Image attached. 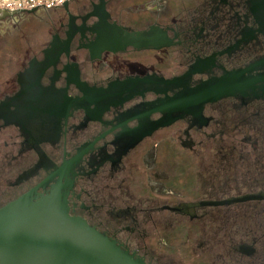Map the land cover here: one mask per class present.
Listing matches in <instances>:
<instances>
[{"label":"flooded vegetation","instance_id":"flooded-vegetation-1","mask_svg":"<svg viewBox=\"0 0 264 264\" xmlns=\"http://www.w3.org/2000/svg\"><path fill=\"white\" fill-rule=\"evenodd\" d=\"M261 2L74 0L29 34L0 15V56L28 39L0 63V208L111 264H264Z\"/></svg>","mask_w":264,"mask_h":264},{"label":"water","instance_id":"water-1","mask_svg":"<svg viewBox=\"0 0 264 264\" xmlns=\"http://www.w3.org/2000/svg\"><path fill=\"white\" fill-rule=\"evenodd\" d=\"M74 1V0H73ZM73 1L65 2L63 5L56 7V9H64L68 11L69 4ZM264 5V0L260 3V7ZM45 10L43 8H35L24 12H14L10 13L6 10H1L0 15L13 16L19 15L21 13L34 14L38 10ZM55 9V8H54ZM46 11V10H45ZM92 17H99L98 13L95 11L90 14ZM72 17L70 16V29H76L75 26L71 25ZM69 36V34H68ZM135 42H129L133 45L137 44L138 39L131 38ZM70 42V37H68L65 42L66 48ZM121 39H118V45L124 46L128 44L127 40L124 43ZM57 49L55 43H51V49L48 50L49 53L54 52ZM47 53V52H46ZM56 58L60 55V51L55 53ZM194 68L184 74L183 78H190L191 74L194 72ZM43 74V69L40 71L36 82L39 81L40 75ZM68 82H69V77ZM181 79V78H180ZM180 79H174L172 81H165L166 85L171 83H177ZM77 80V79H76ZM79 83V82H78ZM81 90L84 89V85L79 83ZM86 91V89H84ZM25 90L21 92L24 94ZM233 90L230 86L216 84L215 86H210L204 90L196 93L201 95L198 97V103L204 104L206 102L215 101L221 99L225 96L232 95ZM87 98V97H86ZM90 97L88 98V100ZM87 100V101H88ZM182 101H188L183 99L175 103L177 110L186 112ZM90 103H93L90 100ZM182 103V104H181ZM197 104V103H193ZM107 106V105H105ZM187 104H185V107ZM180 108V109H179ZM174 120V119H173ZM16 202L6 205L0 208V264H111L104 260L102 257L95 255L91 250L86 249L79 245L77 235L70 231V228L66 226L64 232L61 231L60 227H56L54 232L53 227L39 226L36 227L27 224V218L25 216H20L18 219L10 213V207H14ZM34 221L38 220L36 218ZM63 232V234H62ZM61 235H66L65 238Z\"/></svg>","mask_w":264,"mask_h":264},{"label":"built area","instance_id":"built-area-1","mask_svg":"<svg viewBox=\"0 0 264 264\" xmlns=\"http://www.w3.org/2000/svg\"><path fill=\"white\" fill-rule=\"evenodd\" d=\"M0 11L7 12H24L35 8H43L45 10H52L65 2L73 0H0Z\"/></svg>","mask_w":264,"mask_h":264},{"label":"rangeland","instance_id":"rangeland-1","mask_svg":"<svg viewBox=\"0 0 264 264\" xmlns=\"http://www.w3.org/2000/svg\"><path fill=\"white\" fill-rule=\"evenodd\" d=\"M80 3H82L83 1H79ZM36 13L34 14H27L26 15V19H24V25L26 26V28L28 29V34L33 32L35 26L33 25L34 22L32 19H35ZM36 32V30L34 31V33ZM29 38V37H27ZM25 41H28V39H18V40H11L7 46H5L4 52L3 54L0 56V63H2V66L8 68V61L11 59H13V55L15 53L16 50H20L22 49V47L24 46L23 43H25ZM23 45V46H22ZM9 59V60H8Z\"/></svg>","mask_w":264,"mask_h":264},{"label":"bare ground","instance_id":"bare-ground-1","mask_svg":"<svg viewBox=\"0 0 264 264\" xmlns=\"http://www.w3.org/2000/svg\"><path fill=\"white\" fill-rule=\"evenodd\" d=\"M0 2H1V1H0ZM201 97H202V96H201ZM196 101H198V99H196V98H195V99H192V100H190V101H189V100H188V101H182V103H183L184 105H183V106H180V107H184V108H185V104H188V103H191V102L194 103V102H196ZM177 103H178V102H177ZM182 103H181V104H182ZM176 108H177V107H176ZM179 109H180V108H179Z\"/></svg>","mask_w":264,"mask_h":264},{"label":"crops","instance_id":"crops-1","mask_svg":"<svg viewBox=\"0 0 264 264\" xmlns=\"http://www.w3.org/2000/svg\"><path fill=\"white\" fill-rule=\"evenodd\" d=\"M41 10V9H40ZM39 11V10H38ZM36 11V12H38ZM23 17H25L27 15V13H21ZM20 15V14H19Z\"/></svg>","mask_w":264,"mask_h":264}]
</instances>
